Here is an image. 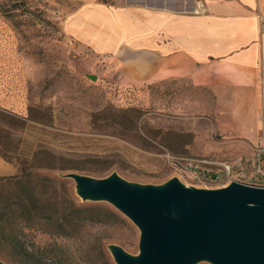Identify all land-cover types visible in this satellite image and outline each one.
Wrapping results in <instances>:
<instances>
[{
    "label": "rangeland",
    "instance_id": "rangeland-1",
    "mask_svg": "<svg viewBox=\"0 0 264 264\" xmlns=\"http://www.w3.org/2000/svg\"><path fill=\"white\" fill-rule=\"evenodd\" d=\"M88 1L0 0V178L15 176L43 151L40 159L62 168L34 171L52 178L68 171L99 177L117 172L145 184L177 176L188 185L213 187L221 184L196 179L177 160L207 156L228 162L241 156V179L264 184L254 166L255 146L252 152L228 151L213 128L217 116L187 98L190 85H129L106 73L102 57L66 25L71 11ZM204 98L214 102L208 90ZM66 183L78 204L111 207L121 219L86 225L73 237L25 228L23 240L40 248L29 257L32 263L116 264L111 243L139 253L134 222L109 202L83 201L74 181ZM0 258L21 264L2 250Z\"/></svg>",
    "mask_w": 264,
    "mask_h": 264
},
{
    "label": "crops",
    "instance_id": "crops-1",
    "mask_svg": "<svg viewBox=\"0 0 264 264\" xmlns=\"http://www.w3.org/2000/svg\"><path fill=\"white\" fill-rule=\"evenodd\" d=\"M67 20L118 82L190 85L228 151L264 140V0H93Z\"/></svg>",
    "mask_w": 264,
    "mask_h": 264
},
{
    "label": "water",
    "instance_id": "water-1",
    "mask_svg": "<svg viewBox=\"0 0 264 264\" xmlns=\"http://www.w3.org/2000/svg\"><path fill=\"white\" fill-rule=\"evenodd\" d=\"M83 201L109 202L140 230L138 254L108 245L116 264H264V184L188 185L174 176L161 184L79 171L61 174ZM175 213V216H173ZM0 264H11L0 258Z\"/></svg>",
    "mask_w": 264,
    "mask_h": 264
},
{
    "label": "trees",
    "instance_id": "trees-1",
    "mask_svg": "<svg viewBox=\"0 0 264 264\" xmlns=\"http://www.w3.org/2000/svg\"><path fill=\"white\" fill-rule=\"evenodd\" d=\"M41 153L36 152L37 161L23 166L15 176L0 178V250L21 264H36L29 257L40 249L23 240L25 228L42 226L57 237H73L86 225L121 219L111 207L78 204L61 175L52 178L36 173L35 169L45 167L62 168L51 159H40Z\"/></svg>",
    "mask_w": 264,
    "mask_h": 264
},
{
    "label": "built area",
    "instance_id": "built-area-1",
    "mask_svg": "<svg viewBox=\"0 0 264 264\" xmlns=\"http://www.w3.org/2000/svg\"><path fill=\"white\" fill-rule=\"evenodd\" d=\"M199 11H204L203 7ZM255 163L256 172L264 174V169L262 166V160L264 159V140L259 139L258 144L255 145ZM178 163L189 170L196 179H200L205 183H219L224 185L230 182L234 177L233 172H237L241 179L245 176V173H241L240 170L243 168L244 158L237 157L233 161H220L215 158H209L207 156H197V157H182L179 158ZM238 169V170H237ZM243 180V179H241ZM206 185V184H205ZM220 185V186H221ZM226 185V184H225Z\"/></svg>",
    "mask_w": 264,
    "mask_h": 264
},
{
    "label": "clouds",
    "instance_id": "clouds-1",
    "mask_svg": "<svg viewBox=\"0 0 264 264\" xmlns=\"http://www.w3.org/2000/svg\"><path fill=\"white\" fill-rule=\"evenodd\" d=\"M173 216H175V213H173Z\"/></svg>",
    "mask_w": 264,
    "mask_h": 264
}]
</instances>
